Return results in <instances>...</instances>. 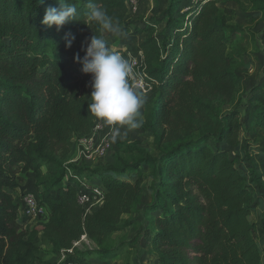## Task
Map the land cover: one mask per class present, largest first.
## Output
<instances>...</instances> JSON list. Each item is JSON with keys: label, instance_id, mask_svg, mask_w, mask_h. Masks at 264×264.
I'll return each instance as SVG.
<instances>
[{"label": "trees", "instance_id": "trees-1", "mask_svg": "<svg viewBox=\"0 0 264 264\" xmlns=\"http://www.w3.org/2000/svg\"><path fill=\"white\" fill-rule=\"evenodd\" d=\"M181 1L170 0L157 34L158 22L128 19V0H0V264H49L37 260V239L54 256L67 257L64 264L108 262L118 248L103 243L131 226L123 216L140 206L157 264H264V215L260 224L250 221L258 196L252 187L264 194V184L256 166L250 171L241 159L239 169L237 155L230 156L242 124L248 133L264 129V81L251 89L242 112H210L209 102L229 103L236 94L229 43L243 29L228 24L232 11L220 9L219 0H199L179 14ZM61 2L76 6L77 20L57 31L41 21ZM90 2L105 8L124 32L148 34L138 41L141 57L129 84L142 82L146 100L134 132L153 138L148 149L123 144L111 163L97 167L70 161L74 140L96 125L88 111L92 77L74 60L84 34L89 41L92 35L105 39L87 20ZM253 2L262 12L264 0ZM69 33L75 39L66 48ZM142 165L153 170L144 205ZM27 173L46 210L40 229L27 227L17 199ZM83 184L99 185L104 193L101 207L85 216L77 203ZM82 237L98 249L78 252L74 245Z\"/></svg>", "mask_w": 264, "mask_h": 264}, {"label": "rangeland", "instance_id": "rangeland-1", "mask_svg": "<svg viewBox=\"0 0 264 264\" xmlns=\"http://www.w3.org/2000/svg\"><path fill=\"white\" fill-rule=\"evenodd\" d=\"M220 9H228L232 11V14L227 15L228 24L233 26H239L243 30L235 38V40L229 43V48L233 49V54L236 57L235 67L237 73L236 80V94L232 102L226 103L222 99H214L209 102L208 109L210 112H227L233 108H240L242 112V106L245 100L251 96V89L256 85H262L264 81V7L262 12H258L257 6L254 5L253 0H219ZM137 10L134 13H130L128 19L130 21H141L144 23L155 24L154 33L159 34L162 32L164 23L160 22L161 14L167 9L170 0H136ZM264 3V2H262ZM179 14L185 13V9L191 5L189 1L182 0ZM122 31L123 26L120 25ZM142 27V24L140 25ZM122 37H115L109 33L104 32L105 40L110 44L111 51H121L126 53L127 61L131 67L138 64L136 58L137 45L141 38H145L148 34L135 35L132 32H124ZM89 39L88 34H84L83 39L78 44L77 54L80 59H83L86 48L88 47ZM76 46L73 48L75 49ZM126 51V52H125ZM80 64V63H78ZM81 67V65H79ZM139 80H134L132 88L139 94H143L144 86ZM91 87V85H90ZM92 90V88H91ZM247 97V98H246ZM260 99L263 100L262 96ZM140 114L143 115V107L140 110ZM243 113L240 114L241 121L243 119ZM97 129L94 130L92 138H90L91 147L89 152L84 151L79 146L80 139L74 140V147L70 155V161L75 164L83 163L89 167H97L100 165L111 163L123 150V144L137 143L141 148L148 149L153 141L150 132L144 135H138L134 130L129 131L125 136L123 133L125 129H121V136L116 139L115 142L111 139L112 127L105 125L102 121L96 119L95 121ZM104 139H108L112 145L111 151L105 156L97 154ZM111 139V140H110ZM240 144L237 151L230 150V156L234 157L235 162L239 169L241 166V159L243 160L244 167L248 170H252V166H256V172L259 175H264V129L256 130L253 133L245 131V124H242V133L240 134ZM118 143V144H117ZM213 145V142L209 143ZM214 146V145H213ZM216 147V146H215ZM237 152L240 153L237 154ZM89 155V158L87 157ZM249 171V174H250ZM140 173L144 177L143 182V198L142 204H149L150 202V185L152 182L153 170L146 165L140 166ZM243 175H247L246 172H242ZM248 177V175H247ZM128 179V178H127ZM130 182H134L135 179H128ZM33 180L29 178L25 185H29ZM260 183L263 185L260 179ZM255 187H252V192L256 193V202L254 209L250 216V221L256 224L261 223V219L264 215V194L261 191H255ZM31 191L19 192L21 194ZM19 195V194H18ZM260 201V203H259ZM123 219H128L132 222V225L127 227L123 232L113 234L103 245L118 248L117 256L108 262H99L98 260H89L86 258L84 261L86 264H157L156 259L152 257L149 252L147 236L150 225L147 218L144 215L142 206L134 214L123 216ZM28 228L40 229L43 226L41 221H32L25 219ZM36 245L39 246V254L37 256L38 262H44L49 264H64L67 257H56L51 254L50 250L46 247L39 245V240H36ZM78 252H86L97 250V245L88 240L87 238H81L79 242L75 244ZM264 249V245L262 247ZM81 259H76L75 262Z\"/></svg>", "mask_w": 264, "mask_h": 264}, {"label": "clouds", "instance_id": "clouds-1", "mask_svg": "<svg viewBox=\"0 0 264 264\" xmlns=\"http://www.w3.org/2000/svg\"><path fill=\"white\" fill-rule=\"evenodd\" d=\"M90 11L87 20L95 24L105 33L115 37L124 35L119 21L110 16L105 8L89 3ZM77 8L74 4L61 2V7L48 8L41 21L48 27L56 26L57 31L65 24L77 20ZM66 48H70L75 37L66 34ZM75 62L81 64V71L90 74L91 96L88 106L89 113L105 125L112 127L113 142L121 136L124 128L125 136L129 131L141 127L140 110L146 100L129 84L132 72L130 63L120 54L109 50L105 39L92 35L83 59L77 54Z\"/></svg>", "mask_w": 264, "mask_h": 264}, {"label": "built area", "instance_id": "built-area-1", "mask_svg": "<svg viewBox=\"0 0 264 264\" xmlns=\"http://www.w3.org/2000/svg\"><path fill=\"white\" fill-rule=\"evenodd\" d=\"M187 1H189L190 4H195L199 0H187ZM127 4L130 13H134L137 10L136 0H128ZM187 11L188 9H185L184 12ZM129 76L132 77V74L130 73ZM97 128L98 127L95 125L93 132ZM90 138L91 136H87L81 138L80 140L79 146H81L84 151L86 150L87 152H89V149L91 147ZM111 148L112 145L110 144V141L108 139H104V142H102L100 148L97 151V154L100 156H105L109 151H111ZM87 157L89 158V155H87ZM261 182L264 184V175L261 176ZM77 191H78L77 203L83 210L84 216L95 212L101 207L104 199V193L99 185L90 186L88 184H83L81 187H78ZM18 194L19 195L17 196V199L20 203L22 216L25 219L32 221H42L44 218H46V210L42 206H40L35 193L28 192L21 194L18 192ZM69 264H86V263L82 260H79L77 262H71Z\"/></svg>", "mask_w": 264, "mask_h": 264}, {"label": "crops", "instance_id": "crops-1", "mask_svg": "<svg viewBox=\"0 0 264 264\" xmlns=\"http://www.w3.org/2000/svg\"><path fill=\"white\" fill-rule=\"evenodd\" d=\"M88 39H89V35H88ZM126 52V51H125ZM126 54V53H125ZM140 57H141V54L140 53H137V55H136V58H137V60H138V62H139V60H140ZM93 132L89 135V136H91V138H92V136H93ZM29 178H32V182L31 183H29V185H25L26 184V182H27V180L29 179ZM33 183H34V179H33V175L31 174V173H27V175H26V180H25V182L24 183H22L21 185H20V187H19V192H25V190L26 191H33ZM259 203H260V201H259ZM43 223H44V221H42ZM49 249V248H48ZM50 250V249H49Z\"/></svg>", "mask_w": 264, "mask_h": 264}]
</instances>
